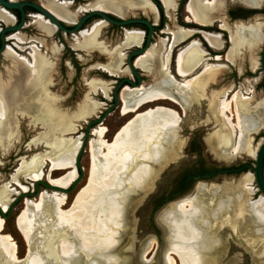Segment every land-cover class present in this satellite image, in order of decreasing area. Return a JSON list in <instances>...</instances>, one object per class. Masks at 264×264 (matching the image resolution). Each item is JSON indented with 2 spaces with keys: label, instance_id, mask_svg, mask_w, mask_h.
I'll return each mask as SVG.
<instances>
[{
  "label": "bare ground",
  "instance_id": "bare-ground-1",
  "mask_svg": "<svg viewBox=\"0 0 264 264\" xmlns=\"http://www.w3.org/2000/svg\"><path fill=\"white\" fill-rule=\"evenodd\" d=\"M37 1L45 10L54 14L56 19L67 24L73 23L80 12L90 9L99 12L109 11L119 17H125L128 13L133 14L137 10L146 14L153 13L151 5L146 0H133L129 3L118 0H94L93 4L87 5L75 14L68 12V4H56L49 0ZM160 1L166 13L174 7V0ZM240 1L252 7L264 5V0ZM214 2L206 0L189 2L187 10L194 22L200 26L210 24L211 13L217 8L215 13L219 15L221 7ZM5 12L0 10V22L10 25L13 21L12 16ZM202 13L209 14V18H205V15L201 17ZM219 20L220 29L229 35L230 49L225 60L236 64L239 52L250 50L260 42L262 27L258 23H236L230 28L223 19ZM40 25L49 35L54 32L52 26L41 20ZM106 29L107 25L104 22H96L88 30L74 37L70 47L86 54L95 52L103 56L107 62L98 68L110 76L127 75V70H121L124 61L123 51L138 47L142 35L135 31L125 32L122 41L111 48L100 41ZM190 35L189 32L179 30L171 32L170 51ZM204 39L213 49H221L220 37L206 34ZM13 40L17 47L24 41L18 35L14 36ZM164 48L165 42L161 41L152 45L146 53L136 59L134 67L149 75L151 84L145 89L139 88L141 84L136 89L125 86L121 90L118 97L120 117L126 118L130 114H137L148 105L170 100L183 106L186 118L189 112H193L202 118L197 121L208 122L210 119L212 124L218 126L219 130L205 140L209 150L218 155L219 150L223 149L225 152H241L254 157L255 150L250 148V136L264 127V101L253 107L249 99L242 97L238 91L233 92L230 98L225 92L222 99L213 101L215 95L211 92L210 86L215 79L206 76L212 73L211 69L205 70L199 79H184L181 83L167 78L165 71L168 56H162ZM53 51L59 53L58 49ZM203 58L204 54L199 45L192 43L184 51L177 53V73L183 77L197 68ZM4 59L7 63L4 65L6 70L0 73V159L10 155L19 145L23 125L26 124L31 131L38 130L27 147L29 149L44 147L47 152L35 155L29 158L30 160L22 159L19 169L11 178V184L21 188L20 195L28 193L26 188L18 183L20 176L35 183L42 181L43 169L48 165L47 185L58 189L51 191L62 193L61 191L67 190L66 187L78 177L75 158L82 144L80 139L72 141L64 139L63 136L75 133L76 123L94 116L101 106L89 96L69 110L62 108L59 100L55 102L49 97L46 90L53 73V64L35 48L31 54L30 67L24 64L23 58L15 56L10 49L4 53ZM216 60L221 59L217 57ZM176 83L178 84L175 85ZM108 84L110 83L101 81L88 83L89 95L100 93L108 98ZM175 89L176 93H173ZM180 124L181 116L176 111L157 107L136 115L117 132L110 144L105 140L107 130L103 126L94 130L92 134L96 140L88 142L91 154L89 180L86 187L75 197L70 210L67 213L62 212L65 196L55 194L52 199L46 197L43 205L41 207L37 205L31 212L29 203L26 202V209L17 218V229L28 245L25 264H49L41 257L44 253L47 255L48 250L42 252L33 250V221L40 223V227L51 224L59 231L68 229L77 238L83 255L76 254L73 245L63 241L64 236L60 237V232L50 238V243L55 241L59 247L60 261L63 264H88L95 254L99 257L94 264L108 262L132 264L134 240L138 235V214L148 198L157 190L164 173L178 164L177 158L182 151V143L179 144L176 135ZM56 171L66 173L52 180V175ZM249 182H252L251 177ZM239 189L237 193L233 191L231 185H223L220 190L198 186L193 198L183 199L158 215V225L163 227L166 237L164 244L166 246L160 254V264H176L173 255L181 264H226L228 243L232 242L230 237L244 243L254 252L256 259L264 257V199L260 197L257 202L250 204L242 186ZM11 194L13 192L10 191L8 184L0 188L2 214H6L11 203ZM40 200L43 201L42 196ZM38 230L41 233V228ZM3 232L4 221L0 216V264L1 261L18 262L17 247L13 239L9 235H3ZM43 234L48 235V232ZM135 244L138 245L137 241ZM149 245L144 243L140 247L139 263L146 255V250L150 249ZM127 246L130 250L124 252ZM141 249H144L142 255ZM102 252L110 254L109 257L104 258ZM48 255L51 260L56 261L54 250H49ZM117 257H124L125 261L121 258V261H117Z\"/></svg>",
  "mask_w": 264,
  "mask_h": 264
},
{
  "label": "rangeland",
  "instance_id": "rangeland-1",
  "mask_svg": "<svg viewBox=\"0 0 264 264\" xmlns=\"http://www.w3.org/2000/svg\"><path fill=\"white\" fill-rule=\"evenodd\" d=\"M94 0H89L88 4H93ZM84 4H87L86 2ZM87 4V5H88ZM216 5H219V14L222 16V10L224 6V12L225 8L226 10H232V9H238V8H247L248 5L242 3L240 0H216ZM264 5L259 7V9H263ZM252 9V8H249ZM260 19H254L252 21L243 22L244 24L247 23H258L262 28L261 30V38L260 42L251 48L250 50L245 49L239 52L238 56H240V60H237L236 64H233L230 66V64H226L224 60H222L219 63V77L217 80L212 82V85L210 86L211 92L214 93L213 101H217L222 99V95L227 92L229 93V98L233 95V92H237L244 98L249 99V102L251 103V106H256L260 104L262 101H264V79L263 74L260 71V54L264 39V15H261ZM136 17V15H134ZM254 18V17H253ZM238 22H234L233 24H230V26L236 24ZM94 24V23H93ZM120 39V35L118 37L116 36V33L112 34L111 31L107 32L103 35L102 38H100V41L104 42L105 44L111 46L113 48L118 44V40ZM74 42L70 37H65L64 35L60 39L59 45V56H58V69H57V75L54 77L53 81V89L50 91L51 95L54 97H57L60 106L64 109H73L78 104H81L85 98H90L100 104L99 110L96 112L94 116L89 118L86 121L83 122H77L76 123V134H66L63 136L64 139H70L72 141L80 139V142L83 140V134L85 131V127L87 123H90L91 121H94L97 117H101L103 113L108 110L110 107H112V101H107L110 98V93L115 90L117 87L116 80L107 78L101 70H98L99 66H104L105 61L102 59V56L98 53H91L86 54L82 51L73 50L72 48L68 49V47L71 46V44ZM158 44V43H157ZM155 45V44H154ZM20 47V45H19ZM229 47V44L228 46ZM229 49V48H228ZM46 51V49H45ZM93 54V55H92ZM98 57H97V56ZM23 56V55H22ZM55 57V56H53ZM221 58V57H220ZM222 59V58H221ZM51 61V58H50ZM52 62V61H51ZM210 65H204L202 70L211 69L213 64L212 62H208ZM218 64V63H217ZM4 67V66H3ZM4 72V68L3 71ZM1 72V73H2ZM143 73V72H142ZM202 73V71H201ZM200 73V74H201ZM250 74L251 77H243L240 78V80L235 79L234 75L238 74ZM146 78L143 79L142 86L139 88H148L151 84L150 82V76L146 73H143ZM239 74V75H240ZM200 77V76H199ZM149 79V80H148ZM189 80H192V78ZM92 81H104V83H111L114 82V85H108L109 89V98L107 100H104L101 97L100 93H97L95 95H89V87L88 83ZM178 83H181L182 81H176ZM176 83L175 85H177ZM149 84V85H148ZM138 88V89H139ZM49 92V93H50ZM121 92V91H120ZM173 93H176V89L173 91ZM97 95V96H96ZM181 108H180V107ZM176 106L172 103H168V101L163 102H157L151 105H148L144 107L143 109H140L137 114H130L126 118L120 117V102H118L115 109L102 121L100 125H96L91 128L90 130V136H89V142L95 141L96 137L92 134L94 130H96L98 127L103 126L107 130V134L105 137V140L107 142L112 143L114 140L115 135L117 132L123 128L126 124H128L132 119L136 117L138 114H142L146 112L149 109H155L157 107L160 108H168L173 111H176L181 116V124L179 126V129L177 130V141L182 143V151L179 153V156L177 158V165L174 167H171L169 169V173L171 175L169 176V179L165 178L164 184H166L163 188L156 190L153 195H151L144 206L142 207L141 211L138 214L137 222L140 223V227L138 228V237L136 236L134 240V256H133V263L132 264H152L153 258H155V255L157 254V249L160 244V252L159 254H162L163 249L166 245V237L163 227L161 228L162 233L154 226L153 221L156 220L157 216L164 212V210L167 209V207L172 208L177 202L186 199V198H193L195 196V191L198 186H204L207 189L215 188L220 190V188L225 185H231L233 186V191L238 193V189H241V186L243 188V192L247 194V200L250 204H253L259 200L261 195L259 194L256 184L254 182L253 175L250 171H247L246 173H243L241 175H230V176H224L219 177L218 179L210 180V181H200V182H193L181 195H177L175 197L170 198L167 202H161L171 189H174V182L177 179V177L180 176V174L187 169H193L200 166H203L204 168H228L232 167L235 163H252L251 159H255L254 157H251L250 155H244V153H229L225 152V150L220 149V154L214 153L212 150H209V147L207 146L205 140L214 132L218 131L219 128L216 124H212L209 119L208 122L204 121H197L202 120L201 117H197L193 112H189L187 118L185 117V113L182 109L183 106L179 105ZM180 109H179V108ZM216 111V107H215ZM231 115V113H230ZM197 118V119H196ZM264 130V127L261 128L259 131ZM251 134V147L252 150H255V154L257 151L258 146L261 144V141L264 138V132L261 134H258L256 136V139L253 143V136L257 133ZM34 131L27 127V125H23L21 127V140L19 142V145L16 146L14 151L10 153L7 157L4 159H0V188L7 185L10 189V191L13 192L11 194V203L18 199L20 197V194L22 192L21 188L16 187L14 184H11V178L16 174V170L19 169V165L21 164L22 159L30 160L35 155L45 153L47 152V149L44 147H39L36 149H29L27 145L31 141L32 138L35 137L38 130ZM74 134V135H73ZM237 136V134H235ZM255 138V137H254ZM233 143H235V138L233 140ZM81 145V144H80ZM80 148V147H79ZM29 149V150H28ZM79 150V149H78ZM89 143L87 145V148L85 149V152L83 153L81 159H80V168L82 177L78 184L74 187V189L69 193H58L51 191L47 188H45L42 185H39L38 192H36L35 189V182H32L30 180H26L23 177L20 176V180H18V183L26 188V192L29 194H32L34 196L28 197L24 196L19 200L17 205L14 207L11 215L7 219H3L4 221V232L3 235H9L16 247H17V257L18 262L11 263V262H4L1 261V264H25L27 256H28V245L23 239L22 235L20 234L19 230L16 226V220L17 218L23 213V211L26 209V202L29 203V209L30 212L33 211L37 205H40V207L43 205L42 203L44 200L49 198L52 199L55 194L64 195L65 196V205L62 207V212L67 213L71 205L81 190H83L89 180V172L91 169V154L89 152ZM223 152V153H222ZM105 154V153H104ZM243 154V155H242ZM248 157V158H247ZM30 158V159H29ZM250 158V159H249ZM251 160V161H250ZM48 165H46L43 169V177L42 181L45 182V184L48 183L47 176H48ZM166 172V173H167ZM66 171H56L52 175V180H56L60 177H62ZM76 173V172H75ZM167 173V174H169ZM79 175V174H78ZM77 177V173H76ZM248 177V179H247ZM251 177L252 182H249V179ZM78 178V177H77ZM76 179V178H75ZM13 183V182H12ZM71 183L67 188L69 191L72 187ZM11 187V188H10ZM63 188V189H66ZM163 189V190H162ZM239 189V190H240ZM241 192V191H239ZM41 196L43 197V201L40 200ZM246 200V201H247ZM10 205V204H9ZM153 216V217H152ZM154 218V219H153ZM162 218V217H160ZM40 223L37 221H33V250L36 251H43L48 250L47 255L44 253L42 259L49 263V264H63L61 260V255L59 253V247L57 246L56 242L50 243V238H52L53 234L59 233L61 234L60 237L64 236V240L66 242L71 243L73 245L74 250L76 254L83 255V251L81 247L79 246V242L77 238L68 230L59 231L55 225L48 224L46 226H39ZM38 228H41V233ZM46 229V230H44ZM140 229V230H139ZM52 230V231H51ZM43 232H48V235L43 234ZM114 238V235H112ZM160 237V239H159ZM235 239V238H232ZM137 241L138 245L135 244ZM235 241V240H234ZM115 242L117 243V238L115 239ZM227 243V241L225 240ZM230 242V241H229ZM150 244V249L146 250V255L141 259V262H138V253L140 247L144 244ZM228 255L225 259L226 264H253L250 258L249 252H246L245 250H242L240 246H238L236 243H228ZM50 247V248H49ZM116 248V247H115ZM114 249V248H113ZM49 250H54V255L56 261L51 260L49 254ZM130 247H125L124 252L129 251ZM112 252V251H111ZM144 252V249H141V255ZM104 258L109 257L108 253H103ZM98 255L95 254L90 258V261L88 264H94L98 261ZM175 259L176 264H181L180 261L176 256H172ZM121 259H124V257H120ZM120 258H116L117 261H121ZM128 258V257H127ZM126 258V259H127ZM137 258V259H136ZM100 260V259H99ZM137 260V261H136ZM96 261V262H95ZM116 261V262H117ZM125 261V259H124ZM109 263V262H108ZM107 263V264H108ZM112 263V262H110ZM159 264H160V258H159Z\"/></svg>",
  "mask_w": 264,
  "mask_h": 264
},
{
  "label": "flooded vegetation",
  "instance_id": "flooded-vegetation-1",
  "mask_svg": "<svg viewBox=\"0 0 264 264\" xmlns=\"http://www.w3.org/2000/svg\"><path fill=\"white\" fill-rule=\"evenodd\" d=\"M10 1L11 2L16 1L18 3H25V4L42 5L37 0H14V1L10 0ZM49 1L54 2L56 4H68L69 5L68 12L71 14H75L77 11L81 10L82 8L87 7V4L89 3V0H74L72 3H60L59 1H55V0H49ZM118 1L123 2V3L124 2L129 3V2H132L133 0H118ZM146 1L151 5L153 13L146 14L140 10H137L133 14L128 13L125 17H119V16H117L114 13L109 12V11H104L102 13H105L106 16H108L109 18H111L112 20H115V21L143 20V21H146L147 23H149V25L151 26V35H150V43H149L147 51L149 50V48L152 45H154V44L156 45L157 43H160L161 41L165 42V48H164V52L162 54L163 57L168 56V63L166 66V71L164 70L165 76L167 78H172L176 81H184V79L189 80V78L190 79L192 78V80L199 79L200 77H202L204 75V71L207 69L206 68V69L202 70L204 65H210V64H208V62H212L213 64H211V65H216V66H212L211 67L212 73L211 74L208 73V74H206V76H209V77L217 80L219 77V70H218L219 69V63L222 60H224L226 64L227 63L230 64V66L233 65V64H231L225 60V57H226V55L230 49V43H229V39H228L229 35H227L228 33L225 31H222L220 29V20H219L220 18L223 19L225 21V23L231 28L235 24L232 26H230V24H233L234 22L240 21L238 23H243V22L245 23L248 21H252L254 19L253 17L256 16L257 14H261V15L263 14L264 15V8L262 9V11H259V12L252 10V9H259V7H252V6H249L246 9L245 8H238V9L236 8V9H232L229 11L226 10V8H225V12H224V6H223L222 16H220V14L216 15V13H215V11L217 10V8H216L217 6H216L215 7L216 9H214L213 12L211 13V17H212L211 23L206 25V26L205 25L200 26L199 23L194 22L193 17L190 15V13H188V10H187V7H188L187 5L190 4L189 2H191L192 0H174L173 1L174 7L171 9V11L169 13H166V10L163 7L160 0H146ZM206 1L212 2V3L214 1L216 2V0H206ZM85 2L87 4H84ZM215 2H214V4H215ZM202 3H204V1H202ZM194 4H195V2L193 1V5ZM249 8H252V9H249ZM22 10L24 13V22H23V26L21 27V29L16 33H11V34L5 35V48H4V52L0 56V73L3 71V68H5L3 66L4 65L6 66V64H7L6 60L4 59V53L6 52L7 49H10L11 52L15 56L23 58L24 64H26V66L30 67V64L32 62L31 54H32L33 48H35L41 56H45L48 59V61L51 64H53V73L50 76V83L47 87V90H46L47 93L46 94L56 102L58 100V98L51 95L50 91L53 89L54 77L57 75L58 61H59L58 56L60 53L59 54H58V52L55 53L53 50H55V49L57 50L59 48L58 44L60 43V39L63 35L65 37L68 36V37L72 38V40H73V37H76L81 32L88 30L93 25V23L104 22L107 25V29L103 32V35L106 34L107 32H110V31L112 34L116 33L117 37H118V35H120V39L117 41L118 43H120L122 41L123 34L125 32H134L135 31V32H138L142 35L141 44L138 47H132L129 49H125L123 51L124 61L122 63L121 70L122 71L127 70L128 71L127 75L124 74L121 76H115L114 77V76H110V75L106 74L105 72H103L101 70V72L107 78L116 80V85H118L123 80H128L134 84L137 83L135 76L131 73V71L128 68V62L127 61H128V58L131 54H133L136 51L143 49L146 46L147 41H148L149 28H147L145 25H143V24H132V25L124 26V27H117V26H114V25L107 23L106 21H104L101 18L91 17L85 21V23L82 25L79 33H76L74 35H70V34H64L63 32H60L47 18H45L42 14H40L36 10H34L28 6L22 7ZM1 11H3V10H1ZM92 11H94V9H90L89 11H85L82 13L80 12L78 15H76L75 21L73 23L67 24V23L63 22L65 24L64 27L68 30L73 29L76 26L77 22H79L82 17L91 13ZM5 13L7 15H9L7 12H5ZM9 13L12 16L13 21L10 25H5V24L0 22V31H2L5 27L17 26L20 23L21 15L18 11H9ZM52 15L55 16L54 14H52ZM134 15H136V17H134ZM204 15H205V18H209V14H205V13H202L201 17H203ZM36 18H39L42 22L47 23L49 26H52L54 28V32L51 35L44 32L41 29L40 20L36 19ZM251 18H252V20H249ZM176 30H179L182 32H189V33H191V35L188 36L186 39L182 40L181 42H179L177 45H175L172 48V50L170 51L169 48L172 44L171 32L176 31ZM206 34L213 35L215 37H220V40L222 43L220 50L213 49L212 47H210L209 44H207V42L204 39V35H206ZM16 35H18L24 39V41L20 45V47H17V45L15 44V42L13 40V37ZM103 35L101 36V38L103 37ZM43 40H44V43L42 44ZM192 43H196L197 45H199L200 50L204 54V58L202 59L201 63L197 66V68H195L194 70H191L189 73H187L186 75L181 77L177 73L176 56H177L178 52L184 51ZM228 44H229V47H227ZM0 48H1V41H0ZM70 48L71 47H68V49H70ZM45 49H46V51H45ZM71 51H73V50H71ZM53 56H55V57H53ZM139 57H132L131 58L133 66H134V63L136 62V59ZM217 57H221L222 59L220 58L221 60L217 61L216 60ZM50 58H51L52 62L50 61ZM102 59L105 61V63L107 62V60L103 56H102ZM240 59L241 58L237 57L236 62H237V60H240ZM134 68H135V70H136V72H137V74L141 80V84H142L143 79L146 78V76L143 74L145 72L142 71L141 69H137L136 67H134ZM98 70H100V69L98 68ZM201 71H202V73H201ZM239 74L233 76L234 80L235 79L240 80V78H243V77H251L250 74H246V73L245 74L241 73L240 75ZM263 79H264V76H263ZM102 82H104V81H102ZM108 85H114V82H112V84L110 83ZM24 86H26L25 83H24ZM125 86H129V85L123 84V86L120 88V91ZM129 87H131V86H129ZM135 89H133V90H135ZM120 91H119V93H120ZM113 92L110 93V95H111L110 98L108 96L109 100H107V98L103 97L102 95H101V97L107 101L111 100L112 104H113ZM108 95H109V93H108ZM167 101H168V103H172L176 106H179V104L174 103L170 100H167ZM118 102H120V101H118ZM119 108L120 107H118V109ZM97 118H99V117H97ZM251 160L253 162V159H251ZM245 164H252V163H241V164H239L238 167H242ZM198 168H200L202 170L198 174H193L192 176L188 177L184 181V183L187 181H190V180L194 182V180H193L194 177L211 174V173H214V172L219 170V168H204L203 166L197 167L196 169H198ZM230 168H235V166H232ZM187 170H191V169H187ZM187 170H184L180 174V176L177 177V179L174 182V187H173L174 189H171L170 191H168L165 198L163 200H161L160 204L162 202H165L166 199L169 200L172 197H175L177 195H181L182 193H184V191L187 188H183L181 186V183L179 182V180H180L181 175ZM247 171H245L244 173H246Z\"/></svg>",
  "mask_w": 264,
  "mask_h": 264
},
{
  "label": "water",
  "instance_id": "water-1",
  "mask_svg": "<svg viewBox=\"0 0 264 264\" xmlns=\"http://www.w3.org/2000/svg\"><path fill=\"white\" fill-rule=\"evenodd\" d=\"M55 1H59L60 3H72L74 0H55ZM24 6H28L34 10H36L37 12H39L40 14H42L45 18H47L60 32H63L64 34H70V35H74L76 33H79L81 30L82 25L85 23L86 20H88L91 17H98L103 19L104 21H106L107 23L117 26V27H124L127 25H132V24H143L145 25L147 28H149V35H148V41L146 46L139 50L134 52L133 54H131L128 58V68L131 71V73L135 76L137 83L134 84L128 80H123L121 81L117 87L115 88L114 92H113V105L112 107H110L108 110H106L103 115L97 119H95L94 121H91L90 123H87L86 127H85V131L83 134V141L82 144L78 150V153L76 155L75 158V166H76V170L78 175V178L73 182L71 189L68 190H62V193H69L71 192L74 187L78 184V182L80 181L81 177H82V173H81V168H80V159L83 155V153L85 152V149L87 148L88 142H89V136H90V130L93 126L96 125H100L102 123V121L115 109V107L118 104V97H119V91L120 88L123 86V84H128L129 86L136 88L139 87L141 85V80L132 64L131 58L132 57H139L141 55H143L146 50L148 49L149 43H150V35H151V26L149 25V23H147L146 21L143 20H130V21H115L112 20L111 18H109L108 16L105 15V13L99 12V11H93L87 15H85L84 17H82L80 19L79 22H77L76 26L73 29H66L64 27V23L58 19H56L53 15H51L47 10H45L41 5H35V4H25V3H18V2H11L10 0H0V9L6 11L7 13H9V11H18L21 15V20L20 23L17 26H11V27H5L2 31H0V41H1V48H0V56L1 54L4 52V48H5V35L6 34H11V33H16L18 32L21 27L23 26V22H24V13L22 10V7ZM253 11H262V9H252ZM10 14V13H9ZM261 14H257L256 16H254V19H260ZM253 19V20H254ZM240 22V21H238ZM4 63V62H3ZM260 71L264 76V39H263V44H262V49H261V54H260ZM264 130L259 131V133H257L256 135L253 136V143L256 139V136L258 134L263 133ZM255 137V138H254ZM261 141V144L258 146L256 154H255V159H253V164H245L242 167H238L239 163H235L233 166H235V168H224V169H219L218 171L211 173V174H207V175H202V176H197L194 177L193 180L194 182H200V181H210V180H214V179H218L219 177H224V176H230V175H241L243 174L245 171H250L253 175L254 178V182L256 184L257 190L259 192V194L261 195V197L264 199V138ZM208 146V145H207ZM241 164V163H240ZM176 166V165H175ZM174 167V166H173ZM170 169V168H169ZM169 169L167 171H169ZM166 171V172H167ZM164 173L163 177L160 179L158 185H157V190L163 188L164 182H165V178L169 179V176L171 175V173L167 174ZM39 185L44 186L45 188L49 189V190H57L56 188L50 187L49 185L45 184V182L43 181H38L35 183V189L36 192H38V188ZM225 185V184H223ZM230 185V184H229ZM60 191V190H59ZM24 196H28V197H32L34 195L26 193V194H22L20 195V197H18V199L14 200L12 203H10L9 207L7 208L6 214H2L0 212V216L3 219H7L10 217L14 207L17 205V203L19 202V200L21 198H23ZM168 199L165 200V202H167ZM153 217V216H152ZM154 219V218H153ZM154 226L162 233L160 226L158 225L157 222V218L155 221H153ZM137 227H140V223L137 222ZM138 230V228H137ZM233 237H230L232 243H236L238 246H240L242 248V250H245L246 252H249V256L251 258V261L253 262V264H264V257H262L261 259H256L255 258V254L254 252H252L251 250H249V248L244 244L239 242L236 239H232ZM160 239V237H159ZM235 240V241H234ZM160 244L159 247L157 249V254L155 255V258H153V263L152 264H159V258H160ZM258 261V262H257Z\"/></svg>",
  "mask_w": 264,
  "mask_h": 264
},
{
  "label": "trees",
  "instance_id": "trees-1",
  "mask_svg": "<svg viewBox=\"0 0 264 264\" xmlns=\"http://www.w3.org/2000/svg\"><path fill=\"white\" fill-rule=\"evenodd\" d=\"M201 170H202V169H200V168H198V169L193 168V169H191V170H187V171H185V172L181 175L180 180H179V182L181 183V186H182L183 188H188V187L193 183V181L190 180V181H187V182H185V183H184V181H185L188 177L192 176L193 174H198Z\"/></svg>",
  "mask_w": 264,
  "mask_h": 264
}]
</instances>
